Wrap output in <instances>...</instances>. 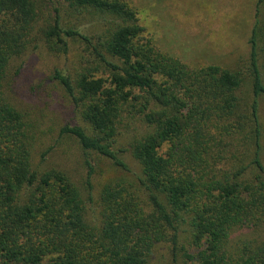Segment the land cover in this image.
<instances>
[{"label": "trees", "instance_id": "1", "mask_svg": "<svg viewBox=\"0 0 264 264\" xmlns=\"http://www.w3.org/2000/svg\"><path fill=\"white\" fill-rule=\"evenodd\" d=\"M52 1L76 12L89 10L107 22L90 37L77 26L63 25L61 7L54 4L53 19L41 29L61 52L68 51L70 40H80L96 58L94 70L84 67L75 78L54 72L89 126L64 125L60 136L73 137L84 150L128 169L121 156L125 150L113 144L124 118L141 122L145 130L129 150L140 165L151 209L109 185L98 231L86 218L80 189L62 171L34 169L25 116L4 98L3 87L13 60L28 50L41 12L37 0H0V263L154 264L155 244L168 241L177 249L182 226L189 222L197 249L194 256L187 254L192 264H264V240L257 238L253 248L229 245L239 227L264 228V217L259 218L264 216L259 118L264 0L254 9L244 74L218 65L191 70L162 52L134 8L120 0ZM99 68L107 78L96 75ZM245 76L249 102L241 94ZM236 134L241 136L237 148L249 151L248 162L223 165L234 159L225 151L231 145L226 139ZM86 164L92 189L93 166L89 159Z\"/></svg>", "mask_w": 264, "mask_h": 264}, {"label": "rangeland", "instance_id": "2", "mask_svg": "<svg viewBox=\"0 0 264 264\" xmlns=\"http://www.w3.org/2000/svg\"><path fill=\"white\" fill-rule=\"evenodd\" d=\"M120 1L134 8L162 52L181 60L191 70L218 65L242 74L247 72L249 38L257 0ZM37 4L41 12L39 21L29 38L28 50L11 63L3 96L25 116L34 169L40 172L50 169L62 171L80 189L85 201L86 218L99 231L104 217L103 192L109 185L124 189L123 194L128 191V194L137 198L140 206L151 209L148 206V193L141 184L140 165L129 150L132 140L144 132L145 127L130 118H124L118 126L113 145L115 149L125 150L121 156L128 169L116 166L112 160L94 151L84 150L73 137L60 136L64 125L89 126L83 122L71 97L53 78L54 72L61 70L75 78L84 67L94 70L96 58L87 44L80 40H70L68 51L61 52L44 37L41 29L53 19L54 4L61 7L63 25L77 26L90 37L100 34L103 23L107 22L89 10L76 12L66 3L37 0ZM95 73L104 78L108 76L105 68H99ZM241 94L245 102H249L252 91L246 76ZM259 108L264 159V96L260 98ZM229 139L226 142L231 145L225 152L234 159L230 158L223 165L248 162L249 151L246 153L244 147L237 148L241 136L236 134ZM167 147L164 150L167 151ZM87 159L93 166L92 189L87 186ZM26 193V190L22 192L24 195ZM188 223L182 226L177 249L174 250L168 241L155 244L151 254L154 264H192L187 254L194 256L197 249L192 244ZM257 238H260L259 241L264 240V228L256 231L250 225H245L230 234L229 245L253 248Z\"/></svg>", "mask_w": 264, "mask_h": 264}]
</instances>
